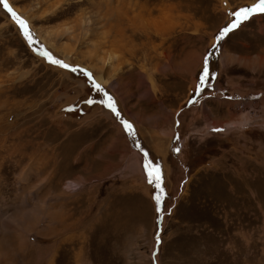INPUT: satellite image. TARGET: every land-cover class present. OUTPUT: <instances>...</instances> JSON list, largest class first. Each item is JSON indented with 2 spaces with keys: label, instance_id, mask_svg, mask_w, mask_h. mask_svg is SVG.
I'll use <instances>...</instances> for the list:
<instances>
[{
  "label": "rangeland",
  "instance_id": "obj_1",
  "mask_svg": "<svg viewBox=\"0 0 264 264\" xmlns=\"http://www.w3.org/2000/svg\"><path fill=\"white\" fill-rule=\"evenodd\" d=\"M260 2H0V264H264Z\"/></svg>",
  "mask_w": 264,
  "mask_h": 264
},
{
  "label": "snow or ice",
  "instance_id": "obj_2",
  "mask_svg": "<svg viewBox=\"0 0 264 264\" xmlns=\"http://www.w3.org/2000/svg\"><path fill=\"white\" fill-rule=\"evenodd\" d=\"M0 2L3 3V7L5 9H7V11L9 13H11V17L15 20V22L18 24V26L20 27V29H22L23 31V35L26 38V40L28 41V43L30 45H33L35 43H37V41H35L34 39V34L29 30L28 24L25 20L21 19L17 13H15L13 11V9L9 6L8 4V0H0ZM264 14V0H261V2L256 5L255 7L249 9V8H242L240 9L238 12L234 13V16L236 17V20L234 23H232L230 26L225 27L222 32L220 33V36L218 37V39H223L225 35H227L228 33H230L231 31H233L234 29H236L239 24L242 21H247L253 14ZM45 58H47V60L53 64H56L60 67L63 68H69V65H67L66 63L62 62L59 59H54L48 52H42L41 53ZM214 54V52L212 53ZM71 71L76 72L77 69L75 67L71 68ZM85 75L88 76L89 79H92L91 74L90 73H84ZM209 75L208 71L205 70L203 73L204 77H207ZM204 84V80L201 79L200 85H198V90L201 89L202 85ZM92 85L94 87V89L97 91V93H101L103 92V96L100 99H88L85 102L87 104H93V103H99L104 105L105 107H107L108 109H110L113 113H115V115L117 117H120V113L118 112L116 105H115V101L114 98L109 95L106 91H104L101 87V85H99L98 83H96L95 80H92ZM105 100H107V104H105ZM190 103H195V101H190ZM66 111H76L77 109L73 106V107H69L67 109H65ZM123 126L125 127V129L127 130L128 135L132 138L133 143H136V138H135V132L133 130V126L130 122H128L127 120H122L121 121ZM179 126V122H177V127ZM214 132H221L223 131V129H213ZM177 139H179V136H177ZM176 152H179L180 149L176 148L175 149ZM147 153H145L146 155ZM150 171H149V175L152 176L154 178L155 181H159L160 179V172L159 169H155V170H151V165H148ZM157 201L159 200V197L156 198Z\"/></svg>",
  "mask_w": 264,
  "mask_h": 264
},
{
  "label": "clouds",
  "instance_id": "obj_3",
  "mask_svg": "<svg viewBox=\"0 0 264 264\" xmlns=\"http://www.w3.org/2000/svg\"><path fill=\"white\" fill-rule=\"evenodd\" d=\"M241 128H242V129H246V128H247V124H243V125H241ZM68 185H69L73 190H75V189H77V188L80 187V184L77 183L76 181H69V182H68Z\"/></svg>",
  "mask_w": 264,
  "mask_h": 264
},
{
  "label": "bare ground",
  "instance_id": "obj_4",
  "mask_svg": "<svg viewBox=\"0 0 264 264\" xmlns=\"http://www.w3.org/2000/svg\"><path fill=\"white\" fill-rule=\"evenodd\" d=\"M107 41V40H106ZM149 74V73H148ZM148 79H149V82H151V84H153V77L152 76H149L148 77ZM97 82H99L98 84L100 85V84H104V83H106V79L104 78V77H98L97 79ZM6 228L7 229H9L7 226H6Z\"/></svg>",
  "mask_w": 264,
  "mask_h": 264
},
{
  "label": "water",
  "instance_id": "obj_5",
  "mask_svg": "<svg viewBox=\"0 0 264 264\" xmlns=\"http://www.w3.org/2000/svg\"><path fill=\"white\" fill-rule=\"evenodd\" d=\"M253 8V7H252ZM251 9V8H250ZM236 19V18H235ZM235 21H233V23H234Z\"/></svg>",
  "mask_w": 264,
  "mask_h": 264
}]
</instances>
